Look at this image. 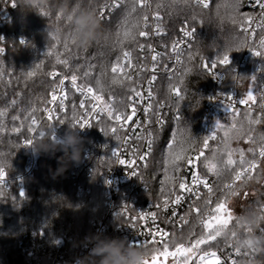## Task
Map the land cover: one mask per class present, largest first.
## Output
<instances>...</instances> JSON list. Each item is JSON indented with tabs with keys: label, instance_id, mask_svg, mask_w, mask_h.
I'll return each instance as SVG.
<instances>
[{
	"label": "trees",
	"instance_id": "1",
	"mask_svg": "<svg viewBox=\"0 0 264 264\" xmlns=\"http://www.w3.org/2000/svg\"><path fill=\"white\" fill-rule=\"evenodd\" d=\"M105 2L106 0H94L98 15ZM153 2L156 11V0ZM223 2L225 0H214L208 9L192 8L181 2L171 13L166 6L159 10L171 31L176 33L183 22H186L191 28H195V42L185 56L181 72L183 84L179 86L184 99L178 103L177 99L172 100L173 111L178 112L181 118L171 121L160 133L154 154L144 171L146 183L150 187L149 197L160 198L166 195V193H161V188L166 187L162 184L165 180L164 161L168 154V145L173 138L177 142V148L181 141L185 143L186 147L195 141L194 146L187 153L191 158L200 149H203L205 156H209L213 149L223 146L224 131L230 128L233 122V112L228 111L212 114L207 123L206 104L218 90L213 85L211 78L201 69L202 61L200 59L203 57L204 60L211 62L228 38L237 34L242 35L239 28L227 19L229 9H220V14L224 17L223 20L217 17V5ZM71 3H75V0H71ZM1 5L10 15V20L6 21L3 26L0 25V48L5 51L4 55H0V68L4 70L3 78L0 79V109H6V115L0 118L4 124V127L0 129V154L7 156L11 165L5 170L6 173L16 177L25 171L28 155L23 149V143L31 139L35 129V125H31L33 130H28L31 124L30 120L25 121L24 126L21 127V121L27 114V111L24 110H30L35 102V106L39 109L35 113L37 122L42 121L43 108L47 104L41 101L49 99V92L53 86V80L48 75L50 72L56 71L60 75L69 77L75 73L78 83L94 85L102 67H110L116 62L117 56L121 55V49L113 46L114 36L112 33L115 32L125 8L123 6L117 8L109 20L100 19L102 29L109 37L107 42L102 41L87 50H81L71 44L69 39H64L60 43L50 38L45 39L46 23L52 24L54 16L48 17L45 21L40 15L23 9L20 0H2ZM240 11L252 15L251 11L246 8V0H243ZM193 14L197 15L195 21L191 19ZM4 16L5 13L1 14L0 20H4ZM62 23L67 36L70 31L67 21ZM260 35H264V33L259 32L251 43L255 44L256 50H260ZM21 40L25 43L21 44ZM66 40H68L67 50L64 48ZM139 43L145 44L143 37H138V42H126L124 50L135 54L139 50ZM189 54L193 55L191 61L188 60ZM58 55L61 59L68 60L67 67L57 63ZM230 56L232 61L228 65V69L234 70L235 73L229 75L228 71L220 66L216 69L224 71L226 76L225 85L221 91L229 93L237 87L241 99H244L246 87L252 86L256 89L257 99L256 103L252 105L251 111L253 118H260L261 123L251 126L255 130L251 134L258 138L264 134V110L259 107L260 97L264 95V57L255 56L249 48L238 52L233 51ZM37 64L40 65V68L37 69L35 77L27 79L21 75L35 68ZM121 66L124 68L122 71H128L133 75V71L124 67L123 60L117 66L118 71ZM185 68H190L191 71L184 73ZM85 72H91V75L85 77ZM233 76L237 78L236 81L232 79ZM253 76L256 77L255 81L251 80ZM178 79L179 76L160 80V85L164 88L167 97L171 92V85L177 83ZM133 80L135 83L125 81L124 85H112L110 92L103 93V97L113 98L116 103L124 100L127 104L128 97L133 94L130 89L135 87L138 90V82L136 79ZM238 82L240 85L237 84ZM12 101L16 103L13 104ZM236 109L241 113V116L249 110L248 106ZM16 116H19L20 119L14 120L13 117ZM217 122H220L223 128H216ZM16 127H21L20 132L13 131ZM213 134L216 138L208 141V148H203V139ZM38 138L39 136L35 137L34 143ZM246 140V136L233 139L231 147L243 149L246 155L251 158V153H248L247 150L249 147H256V145H252ZM37 155L39 168L33 178L24 181L23 187H20L18 183L12 184L9 188L0 187V264H52L49 254H43L44 249L50 253L54 252L60 241L63 243L61 253L67 255L69 252L74 261L80 254L84 238L95 233L93 223L103 220L106 214L100 165L102 161L100 163L98 160L93 161L89 165L84 151L81 153L79 163L69 160L60 150ZM234 158H239L238 153ZM257 159L259 160V157ZM259 162L260 168L256 170L254 177L259 176L260 182L254 178L242 191H239L238 196L228 199V207L232 203L235 205L233 216L254 202H264V188L261 186L264 180V161ZM186 165L181 162V171L178 175ZM62 166L64 170L59 171ZM201 169L203 174L213 182L215 195L212 197L211 207H215L218 199H223L221 189L225 182L231 181V173L217 179L203 167V164ZM168 175L176 174L169 168ZM237 187L239 188V183ZM21 192H23V196L20 195ZM245 192L248 193L247 196L244 195ZM207 198L208 193L196 203L202 213L205 210L204 200ZM187 216L188 224L181 232L175 233H182L184 240L181 243L190 246L203 233V228L198 222L196 213L191 212V208L188 210ZM42 234H44L43 238ZM106 236L118 237L113 227L107 228ZM177 244L173 245L168 242L145 246H154L159 249L154 256L156 258L157 255L163 253L165 245H167V250H173ZM207 245L214 248L212 250L217 252L222 261L225 260L224 248L227 245L223 244L219 238ZM33 252H35L34 255H32ZM258 259L264 260V257ZM152 260L154 259H150L148 264Z\"/></svg>",
	"mask_w": 264,
	"mask_h": 264
},
{
	"label": "snow or ice",
	"instance_id": "2",
	"mask_svg": "<svg viewBox=\"0 0 264 264\" xmlns=\"http://www.w3.org/2000/svg\"><path fill=\"white\" fill-rule=\"evenodd\" d=\"M183 3L186 6L195 8L200 7L202 9L209 8L208 0H156L155 2V9L156 11L152 13L153 19L155 21L154 26L149 24V13L152 12V0H112L111 6L114 8H121L122 6L125 8L123 16L119 23L117 24L116 30L112 35L114 36L113 39V46L118 47L121 49V55L117 56L116 62L109 66H103L99 76L95 79L94 85H81L78 84V77L75 73H73L70 78L64 77L59 79L57 83V77L60 76L59 72L53 71L48 73V75L53 80V86L49 92L50 100L41 101L45 104H53L55 107L48 108L44 107L43 111L47 113L48 119L51 120L53 114L56 111V108H60L61 110L64 109V102L67 100V93L65 91V80L70 79L72 87L79 92L83 97L84 100L80 101L79 108L84 109L83 115L81 116L76 109V105H73V120L74 123L79 125V127L84 128L85 125L89 124V120L87 117L91 116L95 113L97 116L100 113H106L108 120L115 121L114 125L106 126L101 130L104 132L105 136H108L110 133L115 136L117 140L124 139L125 142L128 139L127 131L124 129V124L132 121L134 124L137 123L133 121V115L135 114V100L133 96L128 97L129 103H125L124 100L119 101V103L125 104V109L120 111L116 105L117 103L113 102H104L103 93L110 92L111 89L108 91L104 90V84L102 81V77L108 76L111 73V84L112 85H124L125 81L130 83H135L133 80V75L128 71H118V65H120L121 60L125 61L124 67L126 69H131L132 71L136 72L137 76L139 73L149 70L145 68L143 65L137 67L136 64L133 63L132 52L128 50H124V45L126 42H138V37L148 38L153 33L156 36L163 35V29L161 28V21L162 17L160 16V9L164 8L165 6L169 9V12H173L176 9V6L179 3ZM243 0H225V2L217 5L216 15L221 20L224 17L220 14L221 8L229 9L227 19L231 21V23L237 26L240 30L242 35L237 34L234 35L226 40V43L223 45L222 48H219L216 57L210 63L207 60H204L201 57L202 65L201 67L210 75L215 76L216 69L218 66L223 68L224 70L228 71V74L231 75L235 73L234 70H229L228 65H230V53L233 51H241L244 48H249L255 56L264 57V35H260L259 37V49L256 50L255 44H249V41L256 35V30L259 29L261 33H264V0H254V4L260 9V12L257 16L249 15L247 13H241L240 8L242 5ZM15 6V5H13ZM104 8H108L109 4H105ZM104 16V12L101 11L99 14L100 19ZM60 17L57 16V20ZM191 19L193 21L197 20V15L193 14ZM202 22V21H201ZM255 25V27H253ZM151 29V31H149ZM185 37H193L195 33V28H192L190 31L187 30V27L181 29ZM71 44H74V40H70ZM21 44H24L25 41L21 40ZM140 51H144L145 44L139 43L138 44ZM54 47V46H53ZM148 50L155 53L151 56V60L154 62L152 68L150 69L153 73L156 71V64L159 62L158 57L161 55L159 52H155V49L152 48L151 45H148ZM191 47V45H189ZM64 48L68 49V40L64 42ZM173 52L176 53V63L177 65H182L183 62L180 60V56L182 54L181 50L179 49V44L174 43L172 46ZM4 49L0 48V53H3ZM193 58L192 54H189L188 60L191 61ZM57 63L62 64L65 67L68 66L67 59H61L60 56H57ZM137 63H139V58H137ZM40 68V65H35V68L29 70L21 75L27 79L33 78L37 75V69ZM190 68H185L184 73L190 72ZM4 70L0 68V79L3 78ZM91 75V72H85L84 76L88 77ZM179 76L177 83L172 84L170 87L171 93L177 99V103L184 99V96L181 94V87L179 85L183 84V74L180 73V70L177 69L174 72V77ZM245 78V77H242ZM156 79L155 75L149 79V85ZM232 79L236 81V77L233 76ZM252 81L256 80V77H251ZM131 92L134 94L135 97L143 99V96L140 91H137L135 87H132ZM149 99L152 98V91L149 88L147 93ZM246 99H240L238 102L233 100L231 96H227L226 99L230 101L228 103V108L230 111L233 112V122L231 127L224 131V139L222 141V147H218L211 151V157L205 156L203 149L197 151L196 160L199 161L201 158L203 167L207 169L209 173L216 176L217 179H220L223 176V172L227 171L231 173V181L225 182L221 189V193L223 199H218L215 204V207H211L213 200L212 197L215 195V189L213 188L212 184L208 182L207 177L202 176L198 171L192 172V180L191 185L187 184V181L184 177L178 175L181 171V162L186 164H194L193 159L187 155L190 148H192L195 144L193 141L191 144H188L187 147L185 143L181 141L179 148H177V142L175 138H173L172 142L168 145V154L164 161L165 164V180L162 182L166 187L161 188V193L164 195L163 198V210H167L169 205V200L172 196L174 199L171 200L174 204H179L182 200V196L176 194V189L178 188L181 191L188 192L192 194L195 199L192 202L191 212L196 213L197 219L199 224L203 228V233L199 236V238L195 239L190 246H186L184 243L177 244L176 253H169L167 252V245H165V252L164 255H176V254H185V261L193 259L196 256L197 251L200 250L202 254L198 256L199 264H225L224 261L217 255L216 251L211 250H201V245L210 244L212 241H216L217 238L220 236L219 229L221 227H228L230 223L233 222L234 216L232 212L229 210L228 207V199L233 196L239 195V188L244 185L246 182L252 181L254 178L257 182H260L259 176L254 177V173L256 170L260 168V162L264 161V134L260 135L258 138L253 136L251 133L255 130L251 127L252 125L260 124V118H253L252 114V105L256 103V96L253 94L252 90H249L246 94ZM209 99H212L211 97ZM261 103L259 105L261 110H264V95L260 97ZM57 101L58 104H57ZM86 101L89 103L91 101H99L100 107L97 110L96 104H91V108H86ZM251 102V103H250ZM15 104V101H12ZM247 105L248 111L244 112L241 116V113L235 108V105ZM132 108V114H127V108ZM151 105L148 108H145V113H148L151 109ZM39 109L35 106V102H33L30 110L27 111L24 120L21 121V127L24 126V122L27 120L31 121L28 130L32 131L33 128L31 125L37 124V119L35 113ZM6 115V109H0V118ZM240 117V119H237ZM179 119V117H177ZM14 120H19L20 117L16 116L13 117ZM159 119V118H158ZM82 121V122H81ZM123 121V123H121ZM60 123H63V120H60ZM246 125V128H245ZM90 126V125H89ZM4 127L3 121L0 120V129ZM21 127H16L13 129L15 132H20ZM216 128H223V125L220 122H217ZM121 131L125 132V136L121 137L119 133ZM38 135H42L41 132ZM135 135V132H133ZM148 136L151 137L152 133L149 132ZM247 137L246 142L256 145V147H249L248 153H251V158H249L243 149H233L231 147V141L233 139H240L243 137ZM142 136H136V139H142ZM215 134L205 137L203 139V148H208V141L210 139H215ZM26 145L32 144L31 140L25 141ZM153 146V139L148 138L146 140V147L148 149L147 152L139 156L141 161H145L146 156L152 150ZM238 153V159L234 158V156ZM217 154L220 157V160L217 161ZM113 156L117 157L118 163L121 165L127 164L129 168H132L135 161H126L124 159L119 158L118 152H113ZM259 157V160L257 159ZM222 165V166H221ZM147 167V163L144 164ZM171 168L172 172L176 175H168V169ZM6 173L4 170L0 169V182L4 181ZM131 175L136 176L137 172L133 171ZM239 183V188L237 184ZM202 185L204 189L207 190L208 198L204 200V211L201 212V208L196 206V202L201 199V192L199 186ZM23 196V192L20 193ZM245 196L248 195L247 192L244 193ZM157 208H161V204L156 205ZM120 213L118 214V216ZM146 216H150L153 221L156 220L157 213H140L139 218L144 219ZM131 219H137V217H131ZM184 220L183 217H181ZM187 223V220H184ZM165 236L167 233L164 234ZM236 235V232H233V236ZM235 255L240 256V252L235 250ZM215 258V259H213ZM155 260V257L153 258ZM195 264V261H193ZM231 264H237L235 259L231 260Z\"/></svg>",
	"mask_w": 264,
	"mask_h": 264
},
{
	"label": "built area",
	"instance_id": "3",
	"mask_svg": "<svg viewBox=\"0 0 264 264\" xmlns=\"http://www.w3.org/2000/svg\"><path fill=\"white\" fill-rule=\"evenodd\" d=\"M214 0H208L209 5L213 3ZM2 0H0V15L5 13L4 20H0V25H4L6 21L10 20V15L7 13L6 9L1 5ZM109 4L108 8H102L101 11L104 12L103 20H109L111 14L117 9L111 6L112 0H106L105 4ZM104 4V5H105ZM246 8L251 11L253 16H257L260 12V9L254 4V0H246ZM154 10V2L152 0V12L149 13V24H155L152 13ZM162 17L161 28L163 29V35L156 36L154 33L148 38H144L145 49L140 51V49L133 54V63L137 67L143 65L145 68L149 69L139 73L137 76L136 72L133 71V79H136L138 82V90L140 91L143 99L135 97L134 107L136 109L135 114L133 115V123L129 121L124 124V129L127 131L128 139L117 140L115 136L111 133L108 136L104 135V132L101 130L109 125H114L115 121L108 120L106 113H100L96 115L93 113L91 116L87 117L89 124L85 125L84 129L80 131V135L84 137V152L86 158L89 160V165L93 161H99L102 169V185L104 187V197H105V207L106 214L104 219L97 221L94 224L95 233H103L106 235L108 227H113L115 234L120 238H126L134 246L149 245V244H164L168 243L175 232H181L184 227L188 224L189 218L187 216L188 210L192 206V202L195 197L188 193L176 189V194L181 195L183 198L179 204H174L171 202L174 199L172 196L169 200V205L167 210H163V198H154L149 197L150 187L146 183L144 171L148 167V164L154 154L157 139L160 133L165 130L171 121L178 120L181 118V115L178 112L173 111L172 100L176 99L174 95L170 92L169 96H166V92L162 85H160V80L163 78H173L174 72L179 69L180 73L183 70L185 56L188 51L192 48L195 42V35L193 37H185L182 28L187 27V30L192 28L186 23L183 22L175 32L171 31L170 28L165 23L163 15ZM255 27V25H253ZM151 31V29H149ZM260 32L259 29L256 30V35L249 41L251 44L257 37V34ZM174 43L179 44V49L182 54L180 60L183 62L182 65H177L176 63V53L173 52L172 46ZM148 45H151L155 52L161 53L158 57V63L156 64V71L153 73L150 69L153 66V61L151 56L155 53L148 50ZM191 45V47H189ZM248 49L246 51V54ZM0 53V55H4ZM137 58H139V63H137ZM208 61V60H207ZM230 61L232 57L230 56ZM245 61V59H244ZM125 61L123 64L125 65ZM210 63V61H209ZM202 65V63H201ZM201 69L211 78L213 85L217 88V93L215 96L210 99L206 104V121L212 114L228 112V101L227 96H231L233 100L239 101L241 99L240 92L237 87L233 88L229 93H224L221 89L225 85L226 76L224 71L216 70L215 76L208 74L202 67ZM131 70V69H129ZM132 71V70H131ZM155 75L156 79L149 85L148 81L151 77ZM64 77H69L67 75H60L57 77V83L59 79ZM70 78V77H69ZM78 83V82H77ZM80 84V83H78ZM82 85V84H81ZM65 91L67 93V100L64 102V109L56 108L55 113L51 120L48 119L47 113L43 111V118L41 122L35 124L34 133L31 137L32 144L26 145L23 143V149L28 155L25 171L20 176L12 177L9 176L6 171L4 181L0 182V187L9 188L12 184L18 183L20 187H23L24 181L30 178H33L37 172L39 166L38 161L39 157L31 149L34 144L35 137L39 136L38 133L43 129L48 131L44 126L46 124H52L56 126V134L58 136H63L67 128L66 124H61L60 120H65L66 118H71L73 114V105H76V111L83 115L84 109L79 108L81 100H84V97L77 92L71 84L70 79L65 80ZM151 88L152 98L149 99L147 93ZM50 100V97L49 99ZM59 101H57L58 104ZM104 102H113L116 103L115 99H104ZM99 101H91L90 103L86 101V108H91V104L97 105V110L100 107ZM129 103V101L127 102ZM151 105V109L148 113H145L144 109L148 108ZM45 107L53 108L55 105L47 104ZM247 107V105H235V108ZM127 114H132V108H127ZM159 118V119H158ZM82 122V121H81ZM123 123V121H121ZM90 125V126H89ZM79 126V125H78ZM135 132V135H133ZM151 132L152 136L149 137L148 133ZM121 137L125 136V132L121 131L119 133ZM136 136H142V139H136ZM148 138L153 139L152 150L148 156H146L145 161H141L139 156L148 151L146 147V140ZM113 152H118L119 158L126 161H135L132 168H129L127 164L121 165L118 163L117 157L113 156ZM194 164H187L182 170L180 176L184 177L188 185H191L192 172L198 171L202 176L207 177L208 182L212 184V180L203 174L201 166L202 159L199 161L196 160V154L192 156ZM145 162L147 167L144 166ZM97 163V164H99ZM103 163V164H102ZM137 172L136 176L131 175V173ZM264 187V180L262 183ZM201 192V201L207 190L203 188L202 185L199 186ZM197 201L196 203H198ZM161 204V208H157L156 205ZM157 213L156 220L153 221L150 216H146L144 219H140V213ZM120 215L118 216V214ZM131 217H137V219H131ZM187 220V223L184 220ZM167 233L165 236L164 234ZM44 234H42V238ZM35 243V242H34ZM54 252H49L44 249L43 254H49L52 264H74L72 254L69 252L67 255L61 253L63 243L60 241ZM225 251V264H231V260L235 259L240 260V256L235 255V250L230 246L224 248ZM35 252L32 253L34 255ZM88 248L84 246V243L81 244L80 254L78 257L87 255ZM257 257L256 259H258ZM77 259V258H76Z\"/></svg>",
	"mask_w": 264,
	"mask_h": 264
},
{
	"label": "clouds",
	"instance_id": "4",
	"mask_svg": "<svg viewBox=\"0 0 264 264\" xmlns=\"http://www.w3.org/2000/svg\"><path fill=\"white\" fill-rule=\"evenodd\" d=\"M20 5L23 9L40 15L45 21L50 16L55 17L52 24L46 23L44 30L46 40L50 38L57 43L64 39L74 40L73 45L81 50H87L94 44L109 40L102 29L94 0H75V3H71V0H20ZM57 16L60 17L59 20ZM63 21H67V27L70 29L67 36ZM102 81L105 91L111 89L110 75L102 77ZM125 106L119 102L116 105L120 111H123ZM61 124L67 125L63 136L56 134V126L46 124L44 128L48 131L43 129L40 131L42 135H39L31 149L36 154L60 150L69 160L79 163L81 153L84 151V137L80 135V131L84 128L75 124L73 117L66 118ZM219 160L217 154V161ZM9 167L11 165L8 157L0 154V169L5 171ZM63 170L62 166L59 171ZM227 173L224 171L223 175ZM248 184L249 182H246L238 190L242 191ZM234 217L231 225L219 229L218 238L223 244L240 252L238 264H264V260L256 259L264 257V202H254L244 207ZM233 232H236L235 236ZM183 240L182 233H174L169 243L174 245ZM83 243L88 248V253L78 257L74 264H148L159 251L154 246H134L126 238L110 237L103 233L88 235Z\"/></svg>",
	"mask_w": 264,
	"mask_h": 264
},
{
	"label": "rangeland",
	"instance_id": "5",
	"mask_svg": "<svg viewBox=\"0 0 264 264\" xmlns=\"http://www.w3.org/2000/svg\"><path fill=\"white\" fill-rule=\"evenodd\" d=\"M123 69L124 68L121 66L120 71H122ZM237 84L240 85V82H238ZM249 90H252L253 91V94L256 96V99H257L256 89L254 87H252V86L246 87L245 94H244V99L247 98L246 94H247V92ZM104 99H106V98H104ZM262 183H261V186H262ZM234 207H235L234 203H232L231 206H229V210L232 212L233 215H234V209H233ZM164 244H166V243H164ZM211 247L212 246H210V245H206L204 247H203V245H201V250H211V251H213L214 248L213 247L211 248ZM164 252H165V250L163 251V253L157 255L156 258H155V260H152L149 264H193V261H195V263L197 264V262H199L198 261V256L200 254H202V252L200 250H198L196 256L193 257V259L187 260V262H186L185 261V256L188 255L187 253H185L183 255H181V254L164 255ZM167 252H169V253H176V248L173 249V250H167ZM213 259H215V258H213Z\"/></svg>",
	"mask_w": 264,
	"mask_h": 264
}]
</instances>
